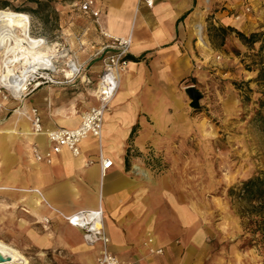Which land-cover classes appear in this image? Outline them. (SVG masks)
<instances>
[{"label":"rangeland","instance_id":"374dc122","mask_svg":"<svg viewBox=\"0 0 264 264\" xmlns=\"http://www.w3.org/2000/svg\"><path fill=\"white\" fill-rule=\"evenodd\" d=\"M83 1L40 0L38 5L35 0H0V10L24 11L28 15L30 36L55 46L67 56L53 58V69L45 66L41 69L49 70L55 82H44L33 92L28 88L27 97H22L23 104L28 102L47 111L49 105H67L69 109L75 108L81 117L96 104V88L103 71L100 67L112 52L98 55L110 42L100 34L96 21L80 11ZM102 5L99 3L101 9ZM247 5L239 10L230 9L233 21L239 15L243 25L246 24L242 15L251 14L245 13ZM215 9L196 5L192 11L203 14L204 36L210 51L198 45L192 29L196 20H191L189 35L181 37L180 43H172L180 45V51L171 58L173 71L182 72L186 67L185 74L167 85L155 83L148 90L166 98L172 130L170 134L160 130L156 135L161 139L170 136L169 145L159 151L151 146L142 152L129 148L127 155L139 159L149 170L148 188H165L174 206H185L203 220V234L194 250L203 254L204 264H264V243L249 246L247 216H240L227 195L230 188L264 172V75L259 77L264 67V52H259V43L248 46L238 36L249 38L264 30L247 33L243 25L240 30L221 26L212 17ZM69 59L82 68L79 75L67 82L64 78H68L65 71ZM89 59L99 66L97 73L91 72L94 68H90ZM1 60L0 55V64ZM190 87L202 96L197 108H191L185 93ZM22 103L0 97V127L9 123L12 111L20 109ZM2 159L3 150H0ZM2 200L0 195V220L21 223L23 218L10 214ZM165 215L173 220L170 224L176 225V216L169 208ZM13 234L0 229L1 237ZM184 234L182 228L178 229L177 240ZM15 238L18 241L13 245L29 264H74L65 253H41L25 238L16 235Z\"/></svg>","mask_w":264,"mask_h":264},{"label":"crops","instance_id":"0c3cea01","mask_svg":"<svg viewBox=\"0 0 264 264\" xmlns=\"http://www.w3.org/2000/svg\"><path fill=\"white\" fill-rule=\"evenodd\" d=\"M95 3L101 13L100 26L104 30L109 8L114 13L123 11L121 15L126 21L132 19V9L136 7L134 29L138 46L130 50V55L140 59V62L129 61L128 65L133 64L134 67L130 71L127 65L129 75L123 74L121 77V84L124 86L129 80V87L123 88L125 92L129 90V94L119 97L114 107L108 110L115 122L114 131L107 137L108 142L114 141L112 147L115 149L108 151L113 167L103 176L104 182L100 187L102 175L98 162V141L93 137L80 144L79 157L75 158L68 149H62L61 153L52 156L50 165L35 163L30 153L32 144H36L41 153L48 151L44 136H32L27 142L19 136L14 139L0 137V150H3V159L0 161L1 180L17 190L37 189L43 197L42 206L36 212L37 217H34L22 212L26 208L22 200L27 202L22 193H0L7 211L17 218L20 216L25 219H21V223L0 220V229L14 233L11 237L0 236V240L13 245L18 241L15 235L20 236L41 253L59 251L69 255L74 264H95L101 245L87 246L83 242L82 231L69 226L53 209L68 216L77 211H94L101 207L109 238L108 251L120 262L204 264L203 254L194 250L203 234V220L185 206H174L165 188H148L147 182H151L149 170L139 159L133 155L128 156L127 152L129 148L131 151L142 152L149 146L159 151L169 145L170 136L166 138L164 135L161 139L156 135L160 130L169 134L172 130V117L166 107V98L163 95L157 97L148 90L155 83L167 85L185 74L186 67L182 72L173 71L171 58L176 51H180V45L172 43H180V38L188 33L190 21L196 20L193 16L195 12H192L196 5L199 8L210 6V10L216 7L212 13L213 19L219 25L229 27L234 23L229 16L232 12L230 9L239 10L244 4H248L251 14L242 15L243 19L246 18V24L242 23L241 28L243 25L247 33H255L264 30V0H158L152 9L147 8L140 0H98ZM99 3L103 4V9ZM93 61L89 59L88 64L90 68H94L91 72L97 73L99 66ZM96 105L97 102L94 106ZM25 107L28 118L31 109L38 110L44 130H73L81 121V116L76 114L80 119L74 126L67 127L63 124L65 115H69L71 111L76 112L75 108L69 109L67 105H49L50 110L47 111L25 102L21 105V111ZM15 111H12L9 123L5 126L18 133L22 131L20 121L27 122L31 127L30 120L25 116H19V122L12 121ZM80 160L81 163H94L84 166L80 165ZM135 165L148 173L150 181L134 171ZM167 208L176 216V225L170 224L173 220L165 215ZM43 219H48L49 224L45 226ZM150 224L155 229L158 244L149 248L144 245V241ZM180 228L185 234L181 240H177L175 234ZM150 249L162 250V254H153ZM119 255H123V258Z\"/></svg>","mask_w":264,"mask_h":264},{"label":"bare ground","instance_id":"6f19581e","mask_svg":"<svg viewBox=\"0 0 264 264\" xmlns=\"http://www.w3.org/2000/svg\"><path fill=\"white\" fill-rule=\"evenodd\" d=\"M132 10V19L125 21L124 17L121 15L123 11L121 13H114L112 9L109 8L105 20L107 23L105 31L109 36L120 38L123 41H126L128 38H130L131 49H135V47L138 46L136 31L134 29L136 7H133ZM193 16L196 18V23L192 25L193 35L197 39V43L200 47L210 51L209 45L207 44L204 36L203 14L197 10ZM120 24H123V26L121 27ZM241 24V19H237L234 21L233 26L240 30ZM29 25L30 21L27 14L12 12L9 10H0V55L2 57L0 64V85L6 88L13 95L15 102H22L24 100L22 97L25 96L27 82L31 80L33 75L38 72V70H41L44 66L53 69V58H67V56L64 55L63 52L57 50L55 46L50 47L45 41L35 39L30 36ZM157 34L158 36L160 35L159 33ZM74 66L76 67V63L69 59L66 63L68 70L65 71L67 77H70L74 74ZM128 66L130 71L134 67L133 64H129ZM128 66L125 70L117 73V77L119 79V88H121L111 100V109L119 100V97H126L129 94V90L127 92L123 90V88L125 89L129 87V80H127L128 82H126L127 84L125 86L121 84L122 75H129L127 69ZM85 80L86 78H83V81ZM19 116H25L27 120L29 119L26 117V107L22 111L17 109L12 121L19 122ZM79 119L80 118L76 117V112L71 111L69 115H65L63 117V124L67 127H72ZM112 120L113 117L111 113L107 112L105 115V123L101 132V136L99 139H97L98 153L102 156V159H111L108 155V151L115 149L112 147L114 141H107V137L114 131L115 128V122ZM124 122H126V119ZM19 125L22 129V131L19 133L13 128L1 126L0 137L6 136L9 139H14L15 136H19L22 138V140L26 142L29 141L30 138L34 136L31 127L25 121H20ZM79 162L81 163V160ZM32 165L34 164H31V166ZM80 165L87 166L84 162H82ZM133 169L145 180L150 181L148 173L140 166L135 165ZM101 177L99 182L100 187L104 182L103 176ZM15 191L22 193L23 197L27 199V202L26 200H22L27 208L22 210V212L37 217L36 212L38 208L42 206V194L37 189L29 190L24 188L17 190L13 186L11 187L8 183L2 181L0 178V193H9ZM29 194H32V196ZM53 210L57 212V210ZM147 227L144 245L150 248L158 244V237L155 234L153 225L150 224ZM150 252L153 253L154 250L150 249ZM0 257L5 259V262L0 264H29L27 258L19 249L11 244L3 242L2 240H0Z\"/></svg>","mask_w":264,"mask_h":264},{"label":"built area","instance_id":"2783aa9c","mask_svg":"<svg viewBox=\"0 0 264 264\" xmlns=\"http://www.w3.org/2000/svg\"><path fill=\"white\" fill-rule=\"evenodd\" d=\"M147 8L152 9L158 0H140ZM250 7L245 8V13H250ZM80 11L85 15L91 17L99 25L100 34L103 38L107 39L110 44L102 47L99 54H104L111 51L103 59V71L99 78V82L96 88L95 98L97 105L90 107L81 117L80 124L73 130H44L41 122V117L38 110L33 108L29 112V120L31 123V129L34 136H44L48 146L46 153H41L36 144L30 146V153L35 163H46L50 165L52 163V156L61 153L62 149H68L71 155L75 158L80 156V144L89 137L99 139L103 130L105 115L110 108V103L113 97L119 90V79L117 73L125 70L128 61L126 57L130 55L131 40L128 38L123 41L120 38H114L109 36L104 29L100 26L99 19L101 17L100 10L98 9L94 0H84L80 5ZM240 19V16H236L235 20ZM81 66H74L75 72L72 76L64 78L65 81H70L72 78L80 74ZM40 72V73H39ZM49 70H38L33 75V78L27 82L25 96L27 97L28 88L31 87V92L35 91L44 82L54 83L55 81L49 75ZM33 85V86H32ZM25 96H23L25 98ZM0 97L5 101L9 98L13 99V95L4 87L0 88ZM1 110V106H0ZM98 162L100 165L101 175L113 167V161L111 159H102V156H98ZM93 161L86 162L87 166L92 165ZM64 222L69 226L82 231L83 242L93 247L96 244L101 245V251L95 264H129L122 263L116 257L111 255L108 251L109 238L105 231L104 226V213L101 207L97 210H81L71 215L64 216L56 212ZM43 224L46 226L49 224L48 219H43ZM153 254H162V250L154 251Z\"/></svg>","mask_w":264,"mask_h":264},{"label":"trees","instance_id":"16d2710c","mask_svg":"<svg viewBox=\"0 0 264 264\" xmlns=\"http://www.w3.org/2000/svg\"><path fill=\"white\" fill-rule=\"evenodd\" d=\"M35 3L41 4L40 0H35ZM20 13H24V11ZM238 36L248 46L259 43V52H264V33H255L249 38L241 34H238ZM126 60L128 62H140V59H136L131 55H128ZM259 72V77H262L264 75V67ZM132 137L133 134H131L130 138L132 139ZM227 195L238 209L240 216H247V225H249L247 231L251 236L249 246L253 247L257 245V242L264 243V172H260L252 178L241 182L240 185L230 188Z\"/></svg>","mask_w":264,"mask_h":264},{"label":"water","instance_id":"95a60500","mask_svg":"<svg viewBox=\"0 0 264 264\" xmlns=\"http://www.w3.org/2000/svg\"><path fill=\"white\" fill-rule=\"evenodd\" d=\"M186 95L188 96L189 100L191 101V108H197L198 104L202 98L201 94L195 90L194 87L187 88L185 91ZM5 259L0 257V263H4Z\"/></svg>","mask_w":264,"mask_h":264}]
</instances>
